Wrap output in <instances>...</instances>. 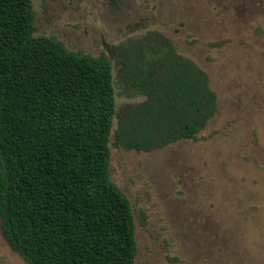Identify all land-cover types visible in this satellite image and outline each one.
<instances>
[{
  "label": "trees",
  "instance_id": "16d2710c",
  "mask_svg": "<svg viewBox=\"0 0 264 264\" xmlns=\"http://www.w3.org/2000/svg\"><path fill=\"white\" fill-rule=\"evenodd\" d=\"M34 33L32 0H0L3 235L29 264H135L132 205L110 175L112 63ZM114 49L146 98L119 113L114 144L153 152L196 140L217 111L208 74L158 33Z\"/></svg>",
  "mask_w": 264,
  "mask_h": 264
},
{
  "label": "rangeland",
  "instance_id": "374dc122",
  "mask_svg": "<svg viewBox=\"0 0 264 264\" xmlns=\"http://www.w3.org/2000/svg\"><path fill=\"white\" fill-rule=\"evenodd\" d=\"M32 4L35 37L112 63L110 175L132 205L135 264H264V0ZM148 33L208 74L217 111L196 140L137 152L114 144L119 113L146 99L129 87L114 48ZM0 264H29L6 241L1 220Z\"/></svg>",
  "mask_w": 264,
  "mask_h": 264
},
{
  "label": "flooded vegetation",
  "instance_id": "af4514ba",
  "mask_svg": "<svg viewBox=\"0 0 264 264\" xmlns=\"http://www.w3.org/2000/svg\"><path fill=\"white\" fill-rule=\"evenodd\" d=\"M34 18H35V12H34ZM35 24V23H34ZM35 30H36V27H35ZM161 35V34H160ZM1 220V219H0ZM2 227V225H1ZM3 233V232H2ZM6 239V238H5ZM7 241V240H6ZM8 242V241H7ZM9 244V243H8ZM11 247V246H10ZM12 248V247H11ZM27 262V261H26Z\"/></svg>",
  "mask_w": 264,
  "mask_h": 264
}]
</instances>
